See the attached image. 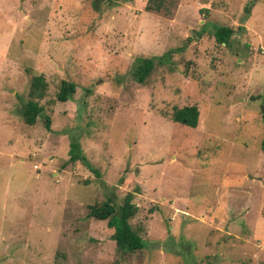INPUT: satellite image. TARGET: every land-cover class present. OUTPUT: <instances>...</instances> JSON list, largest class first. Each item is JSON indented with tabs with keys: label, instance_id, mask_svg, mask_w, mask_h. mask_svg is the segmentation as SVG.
<instances>
[{
	"label": "rangeland",
	"instance_id": "obj_1",
	"mask_svg": "<svg viewBox=\"0 0 264 264\" xmlns=\"http://www.w3.org/2000/svg\"><path fill=\"white\" fill-rule=\"evenodd\" d=\"M146 3L0 0V264H264V0ZM164 54L137 83L136 60ZM33 75L47 95L29 126ZM184 106L194 129L170 120ZM73 140L98 176L69 162ZM127 194L145 244L123 254L87 207Z\"/></svg>",
	"mask_w": 264,
	"mask_h": 264
},
{
	"label": "trees",
	"instance_id": "obj_2",
	"mask_svg": "<svg viewBox=\"0 0 264 264\" xmlns=\"http://www.w3.org/2000/svg\"><path fill=\"white\" fill-rule=\"evenodd\" d=\"M111 2L126 1V0H110ZM173 0H147L145 9L156 13H164L168 15L171 12V4ZM245 18H248L250 4L245 6ZM235 31L228 26H216L213 30V37L217 44L228 47L230 39L234 36ZM165 58V59H164ZM167 58V59H166ZM168 54H164L159 58H138L136 66L133 70V76L137 83L144 84L148 76L154 69L155 61L159 64L167 62ZM76 85L72 82L61 81L55 99L58 102L68 101L75 92ZM47 95V83L42 75H33L28 87L26 100L23 104L21 116L26 125L33 126L36 123L37 117L42 116L44 112L40 101ZM264 98V96H263ZM199 112L196 106H184L182 108H174L170 116L173 123L194 129L198 125ZM264 122V114H262ZM44 125L48 129L50 118L44 116ZM260 149L264 152V134L260 142ZM69 162H80L95 174L99 175L95 169L87 162L86 156L82 153L78 141L73 140L70 143ZM133 195L127 194L121 201L118 207L113 203L112 199L108 198L100 204L89 205L88 217L100 221H106L108 229L113 230L112 239L115 243L116 250L125 254L140 251L144 248V241L138 232L134 231L129 221L136 215L138 209L132 202Z\"/></svg>",
	"mask_w": 264,
	"mask_h": 264
}]
</instances>
